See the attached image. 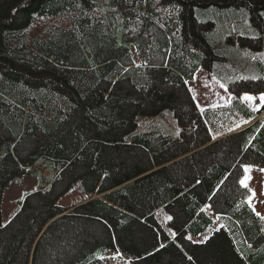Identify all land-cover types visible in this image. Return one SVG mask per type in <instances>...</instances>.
Wrapping results in <instances>:
<instances>
[{
  "label": "trees",
  "instance_id": "1",
  "mask_svg": "<svg viewBox=\"0 0 264 264\" xmlns=\"http://www.w3.org/2000/svg\"><path fill=\"white\" fill-rule=\"evenodd\" d=\"M201 67L227 103L198 108ZM243 91H264V0H0V198L19 174L42 187L0 229V264H264L240 183L264 167V106ZM75 182L88 197L59 206ZM207 205L220 225L196 243Z\"/></svg>",
  "mask_w": 264,
  "mask_h": 264
},
{
  "label": "rangeland",
  "instance_id": "2",
  "mask_svg": "<svg viewBox=\"0 0 264 264\" xmlns=\"http://www.w3.org/2000/svg\"><path fill=\"white\" fill-rule=\"evenodd\" d=\"M187 86L200 110L210 106L225 104L229 101L231 96L229 89H227L222 82L209 74L203 67L199 68L193 80L188 81ZM245 95L252 96L255 100L248 101L242 99ZM261 95H264V91L258 93L243 91L239 94V98L250 110L257 111L264 106V103L260 101ZM152 122H154V119L151 116L140 114L136 116L138 130L147 127ZM44 173L48 176V172ZM242 179L245 180L246 187L249 190L247 198L249 205L256 214L259 213L258 216L264 217V167L261 168L245 164L243 166V175L241 176L240 181ZM56 183L51 185V189ZM64 183L65 182L61 184L63 185ZM68 187L69 185H66L59 191L60 194L56 199V203L59 206L72 207L88 197V193L83 189L80 182H75L71 187ZM39 189H42V187L37 185L36 177L28 174H19L6 185L0 198V229H4L11 221H13L14 217L20 212L29 196L39 191ZM53 191H56V188ZM253 193H255V195H253ZM31 202L32 203L28 205L29 207L35 205L34 201ZM206 209L211 213L213 222L206 231L197 235H189V238L196 243L205 242V240L208 239L213 231L217 230L220 225L218 217L210 212L208 205ZM23 216L24 214L20 216L18 220L19 222L22 221ZM169 217L170 216L164 210H159L155 214L156 221L165 236L174 237V229L169 221ZM201 251V253L205 255H209L213 252L208 247L203 248ZM106 261L108 264H128V262L117 255H108Z\"/></svg>",
  "mask_w": 264,
  "mask_h": 264
},
{
  "label": "snow or ice",
  "instance_id": "3",
  "mask_svg": "<svg viewBox=\"0 0 264 264\" xmlns=\"http://www.w3.org/2000/svg\"><path fill=\"white\" fill-rule=\"evenodd\" d=\"M242 99H244V100H248V101H254L255 100V98L254 97H252V96H248V95H245ZM260 101L262 102V103H264V95H261V97H260ZM246 171H247V169H246ZM240 183L242 184V185H244L245 187L247 186L246 184H245V180H241L240 181ZM253 195H255V193H253ZM257 215H259V213H257ZM262 219H264V217H261ZM169 219H171V217H169Z\"/></svg>",
  "mask_w": 264,
  "mask_h": 264
},
{
  "label": "crops",
  "instance_id": "4",
  "mask_svg": "<svg viewBox=\"0 0 264 264\" xmlns=\"http://www.w3.org/2000/svg\"><path fill=\"white\" fill-rule=\"evenodd\" d=\"M187 84H188V82H187ZM196 102V101H195ZM227 103V102H226ZM219 105H222V104H219ZM198 106V105H197Z\"/></svg>",
  "mask_w": 264,
  "mask_h": 264
}]
</instances>
